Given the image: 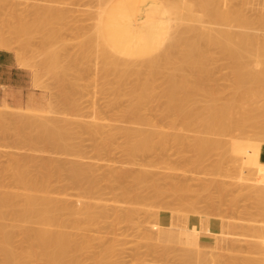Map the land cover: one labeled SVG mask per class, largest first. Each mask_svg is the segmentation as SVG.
Wrapping results in <instances>:
<instances>
[{
    "label": "rangeland",
    "instance_id": "obj_1",
    "mask_svg": "<svg viewBox=\"0 0 264 264\" xmlns=\"http://www.w3.org/2000/svg\"><path fill=\"white\" fill-rule=\"evenodd\" d=\"M221 1H224L220 4L221 7H223H220L223 12L227 8L230 9L229 5H231V7L235 9L238 8V11L242 12L240 13L241 16L239 15L238 18L237 15L239 12L237 10L227 9V11L224 12H227V15H229V12H236L231 13L234 18H232L233 20L227 18H224L223 20L221 19V25L224 28L230 29L232 27V30H230L232 32L235 31V33L238 29L239 34L240 31H246L247 33L249 32L252 35H256L257 39L259 38L258 41L261 40V37L263 40L264 23L262 20L264 18V15L263 17H261V14H264V0H246L245 4L244 0H241V2L239 0H230L232 3L229 0ZM226 1L229 2L227 3ZM99 6L100 5L98 4V1L94 0H0V19H3L4 21L8 20L6 22H9V24L14 27H20L22 25H26L28 27L30 25L32 26V31L29 29L28 33L30 32V34H28L29 36H27V38H29L28 40H30L28 41V43H30L28 44L30 46V49H28L29 51L26 54H22L20 56L24 58H22L23 61L29 63V67L26 64L27 68L25 69H27V71H29L32 76L31 92H33L34 95L33 97L28 98L24 105H21L20 107H14L9 104V108L0 107V110L7 114L4 115L5 117H3L4 121L6 122L3 123L6 126L3 123H0V191L8 189L22 192L23 190H25L23 189L24 186H22V184L15 180L17 175L16 173H19L20 168L21 171H24L23 168H25L26 173L29 172L28 175L33 178L32 180H38L43 177V175L49 176V174L55 170V172H53L51 176H49L50 179H47V185L45 186V189L50 192V194H48L51 197L53 196L54 199H61L69 205H73L74 208L76 207L75 209H80V207L82 208L85 205L91 204V211L93 212L92 221L87 220L86 216L84 215L77 214L70 216L67 213H63L62 218L66 221L65 226L60 227L55 225L50 227L54 231L60 230L70 234L71 237H74L77 243H85L86 248L83 247L76 254L77 258L82 262V264H98L99 262V264H185L180 256V251L181 249L185 248V245L179 243V241L169 239V237H164V232L166 231L165 229H169V226L172 228L184 229L183 227L186 228V226L188 225V220L190 219H195L198 222L201 221L204 224V231L207 234L212 233L211 235L216 238L214 239L215 247L208 249L199 247V245H201L200 238L196 237V239L194 240L195 249L213 251L218 254L221 253L226 261L232 259L247 260L248 257L250 259H255L254 261H256V258L257 260H262L264 250V244L262 243V241L264 239V236L262 239L260 237H262L261 235H264L262 231V228H264V223H262V221L264 222V200L261 196V188H264V185L262 186V184H264V176L261 174L258 168L250 169L246 171L244 175H242L239 169V164H237L238 158H235L238 152L229 149V147L231 148L233 142L237 144L239 150H243V147L247 142L259 147L261 145H264V140L261 141L263 138L257 135L256 130L252 127H247L248 129L245 128L246 131H242L244 132V134L240 130L235 129L234 131L232 130L231 133H224V136H222L223 134L220 136L208 135L210 133H207L205 135V133H200L197 130L189 131L184 129L181 126L180 121L173 118L175 120L174 121L173 119H171L172 117L169 118L165 113H161L166 110L165 108H167V103L165 102L166 99H163V94H161L163 93L161 89L163 90L162 87H164L166 81L164 80V77H161V79L159 77L153 82L151 81L153 85H155L154 87H156V83L158 85L155 88L156 92L154 90V93H151L150 97H148V100L147 98H145V102L143 101L144 104H142L143 106L140 116L141 118H143L142 115H144L146 119L143 118V120H148L147 123H145L144 121L143 123H141V118H135L134 120L131 119V116L123 115L125 114L124 109H128L129 105L132 104L130 101L131 97L129 98L128 94L129 91L127 92L128 88L130 91V88H132V84L129 83L131 80H129V82L125 81L129 84L124 85V83H121L120 86H117L120 83H118V79H116L117 77L114 74L115 72H108L109 74L107 73V71L105 72V68H103V58H101L102 55L99 54L101 57L99 55V57L97 56V54L99 53L98 48L97 50H95L96 55L94 54V51L93 53L90 51L92 54L88 53V55L84 53L86 52L85 50H87L83 46L84 41L93 39L95 44L97 43L95 41L97 37L95 35L94 29H92V26L95 22V15L97 14ZM222 11L221 13H223ZM243 13L244 16L247 17H244L242 15ZM226 14L224 15V17L226 16ZM234 14L237 15L234 16ZM242 16L243 19H246L242 20ZM259 17H261L260 19L262 23L259 20ZM235 18L240 19V23L238 22L239 20L236 21ZM241 20L243 22L246 20V25L248 26V28L244 25L245 23H241ZM34 21H38V24H35V27L33 26ZM225 21H227L228 23ZM231 21L233 23L232 26ZM257 21L262 24L263 27ZM188 22L189 21H186V23ZM236 25L238 27H242H237V29L233 30ZM259 25L262 27V30ZM257 26L259 28H257ZM256 29L257 31H254ZM169 31L172 32L173 30L170 29ZM239 34L237 33L236 35L238 36ZM24 37H26V35ZM24 37V41L25 39L27 40V38ZM236 40L237 41H235V43L240 42L237 44L242 45L241 41H238V39ZM260 42L264 43V41ZM241 45H235V47H237L236 50H238L235 51L236 53H241L245 52L244 49H247L245 53L248 55L246 56L245 53H243V55L245 54L248 60L242 55V53L239 54L242 55L243 59H246L245 61H248L251 66L248 63V65L245 64L246 62H244V60L242 63L241 58V63H239V59H237V57L239 58V56L234 57L236 58V60H238V62L235 59H232V63L230 62V64V57L228 56V54L230 55L234 49L232 48V50L229 51V48H231L230 46L228 48V46L224 45L221 49H212L210 51L211 54L209 55V66L211 65L209 67L211 70L209 75L211 82L209 81V84H213L210 86H216L215 88H220V90L217 89L220 92L222 91L221 89H223L225 95L223 94L224 99H222L221 97V99L223 100H221L222 102H226L230 99L232 100L236 98V100H239L238 103H240V107L246 103L245 101V103H243V99L244 97L246 98L247 95L245 96L244 94H242L241 96L240 94H238V96H236L234 92L235 89L233 87H236V82L234 79H236L235 77H237V75L235 76L236 68L234 67H236V65L238 64H241L242 66L243 64H245L246 66L244 65V68L250 66L251 71L247 67L248 71H250L249 74L255 73V71H253L251 67L258 68L257 62L259 64V62L261 61H257V59H263L261 55H256V47H254V50L248 45H244L246 48L242 47ZM240 48H242V51H240ZM0 50L6 49L0 48ZM7 50L15 55L17 63H19L17 55L19 53H23V49L20 47H13L8 48ZM165 50L166 49L164 48L151 57H154L156 55L160 56V54L164 53ZM249 50H252V52H255V54H251ZM222 51L226 52H224V54L227 57L225 56V58H223L224 54ZM248 51L251 55H254L252 56L253 58L249 57L250 55ZM234 55L236 54L234 53ZM57 56H61L60 59ZM54 58L56 59V61L54 62L55 64L53 63L54 60L50 62V60ZM57 58L60 63L57 61ZM227 58L229 59L227 60ZM254 58L257 59L255 60ZM120 59L121 58H119V60ZM233 60L235 62H233ZM255 62L256 64H254ZM138 64H140V66H143L140 67ZM260 64L262 68H264V64ZM260 64L256 73H258V70L261 71ZM18 65L21 67L20 64ZM136 65V69H140L145 72L144 77H146V73L148 72L146 66L142 63H137ZM120 68H122V66L119 67V69ZM230 68H232V70ZM246 69H241L242 73L248 74V71H246ZM62 73H66L67 76H65L64 74L62 77ZM105 73L107 74L105 75ZM162 80L164 81V83ZM109 81H114L113 84L115 83V85H113V88L112 85L108 83ZM137 81L138 80L136 79V82ZM157 81L160 83H158ZM140 82L144 81L141 80ZM161 82L163 83V85H160L162 84ZM124 86L128 87L126 88ZM117 88L119 91L115 90ZM158 90H160L161 92H157ZM160 94L161 96L159 97ZM124 95H127V97ZM259 95L260 103H262L263 101L261 100L264 98V92H262L261 94L259 93ZM121 96H123L124 98ZM157 97L161 100L159 101ZM255 97V99L258 100L257 96ZM225 98H227V100ZM201 102L202 101L198 103L200 105L197 104L198 107L204 105V101L202 103ZM250 104L251 103H248L247 105L246 103L242 107H250ZM0 106H3L2 101H0ZM253 106H256V104ZM259 109L261 110V107H258V110ZM245 110H248V108H246ZM17 114H26L38 117V119L43 120V122L45 121L47 125L48 123H50L52 129L56 128V124L58 123L57 125L60 126L61 129L63 128L65 130L64 131L62 129L64 138L66 132L68 131V136L66 135V138L64 139L65 141L67 139L68 142L66 141L65 143L64 141V143L67 145H71H68L67 149L65 148V150L60 147V150L59 146L54 145L50 140H45L46 142L43 141L37 143L38 129L34 126H26L23 123H18V121L14 118ZM129 117L132 123H129ZM50 119H52V123L50 122ZM54 121L56 122V124ZM138 121L140 122L138 123ZM144 123L146 125H143ZM97 125L100 126L98 127ZM50 126L48 127L49 129L51 128ZM101 126L104 128H102ZM96 128H98L100 131L96 130ZM128 129H131V131L140 129L144 132L157 131L158 134H160V132L165 133L169 140L167 142V145L163 148H158L154 150V152L152 151L148 154L139 153V155L137 154V156L135 155L134 157L130 156V158L125 151L126 149H124L125 146H123L127 141V136L125 135L124 131H128ZM204 135H208L212 139H218L219 141L221 140V142H224L223 145L225 147L218 152V155H215L217 153L216 152L214 155H210L209 157H207L203 161L204 163L201 164L202 167L199 166V168L195 167V165L192 164V160L197 158V156L195 157V153L192 151L190 146L186 143L183 145H179L176 142L175 138L176 136H184L188 139L187 142H189V139L191 140L194 137ZM160 136L162 135H158V137ZM161 138L162 137H160V139ZM160 139L158 138V141ZM55 146H57V148ZM68 148L70 149L68 150ZM235 160L237 161V163L235 162ZM190 161L191 163H189ZM218 161L219 165L217 166H220V163L222 162V167H220L221 169L219 172L218 169L216 172V169H214V167L216 166V164H218ZM74 163H79L78 165L81 164V167L82 165L83 167H86V169L83 168L86 170V178L84 177L81 183L77 185L74 184L71 179H69L71 178L70 170H72L70 168L73 167ZM57 165L59 173L54 167H57ZM60 166L63 167L61 168ZM171 167L172 169H170ZM167 168H169V170ZM124 171L125 174L123 175ZM138 171L139 174L148 172L147 174H144L147 176L148 174L149 176L152 174L150 177H146L147 180H149V178L151 181H153V179L158 180H155L156 182H153H158L157 184L161 185V189L164 190L163 194L160 197L156 196L154 189H152L153 191L150 190L152 188L150 186L153 183L151 181V183L149 182V184L151 185H148V188H146L147 185L145 187H143V185L142 189L140 186L136 188V191L138 189H140V191L138 190L139 193L138 191L136 193L135 191H133L136 194V196L134 195L135 197L131 196L133 192L130 194L131 197L129 195H126L128 198L123 195V190L126 189L124 187H135L133 179L138 174ZM117 172L120 174H117ZM168 175H170L171 177ZM124 176L127 177L124 178ZM211 181L215 182V185L214 182H212L214 186L211 184ZM177 182H180L184 186H188V192L184 193V196H186V198L189 197L188 199H194L197 201V203L200 202L197 209H200L198 212L199 215L197 213L188 214L191 209L189 211V208H187L188 206L183 204H181L183 208L179 209V204H176L179 201H177V199L175 200V197L173 196L174 193L166 192V188H171V185H173L172 183L178 184ZM259 182L262 183L260 184ZM217 183L220 185L222 184V189H220V186V188L218 187ZM19 184L21 185V187H19ZM89 184H93L91 185V188H89L90 186L88 187ZM255 185L256 188L254 187ZM93 186L95 190L93 189L92 191ZM204 186L205 189H207L206 186H208V188L211 187L212 190H210L211 188L209 189V191L208 189L207 191L204 188L202 189V187ZM170 188L168 189V191H170ZM218 188L220 190H218ZM259 188L261 189L260 191L258 190ZM143 189H145V191ZM132 190H135V188ZM217 190L222 193L220 194ZM172 191L173 190L171 188L170 192ZM191 191H194V193L192 194ZM140 193L144 194L143 200H140V197H138L141 196L142 199V194ZM209 193L213 196V198L216 195V201L213 202H216L215 204L217 208H214V206H212L213 202L211 203V201L208 199ZM201 194L204 195L201 196ZM117 195L120 196L118 197ZM164 195L165 199H172L171 197L174 198L172 201L175 200L176 203L173 202L172 204H174L175 206L173 205L172 207L174 209L178 208L180 212L174 210L171 207V200L168 199L166 200H168L169 202L167 201L168 203H166L167 205L169 204L172 210L169 207V209H167V207L165 208L166 203L162 197ZM153 196L154 198H152ZM197 196H199L200 199ZM203 196L204 198L202 199ZM219 197H222L223 199ZM134 198H136L137 201H140L137 202L134 200ZM217 198L220 200H218ZM145 199H147L148 202L145 201ZM257 199H259V202ZM255 200H257V202ZM260 201L262 203H260ZM159 204L161 207L159 206ZM209 204L211 206L208 207ZM259 204L263 207L259 206ZM176 205L178 207H176ZM92 207L95 208L93 209ZM209 208L213 210L211 211ZM259 209L262 210L263 213L262 211L261 213L258 212L260 211ZM181 210L186 212L181 213ZM129 213H131L132 216L126 217V214L130 215ZM175 215L180 220L182 219V223L180 221L181 224H178L179 221L177 219V221L175 220V222H173V218H177ZM183 216L186 217L184 219L186 225L185 223H183ZM129 218L132 220H129ZM205 219L210 220V222L208 221L209 223H211L212 221L217 222V224H215L216 229L218 227L217 231L215 229L213 230L212 228V225L214 224H207L208 222L206 223V221H204ZM205 223L207 226L205 225ZM0 224L5 226L8 231L15 230L17 236H15L14 238L13 245L14 248L18 250H21L24 246L26 247V245H29V243L26 242L27 240L21 235V231L24 229L33 231L41 226L40 224L34 223L33 221L18 220L12 216L4 220L0 219ZM163 225H166V227H163ZM249 226H251L250 229L247 228ZM253 227L254 229H252ZM257 227L259 230L257 229ZM255 228L257 229V231L255 230ZM247 230L248 232L251 231V236L254 233V235H256V232L259 231H261L262 234H259L260 237L258 236V234L256 235L257 237H255L254 235L251 237L248 235L249 233L246 232ZM186 231L191 232L192 230L186 229ZM213 231L216 233V236ZM245 232L247 234L246 236L244 235ZM86 242L88 244H86ZM252 242H254V244ZM109 247H111V250H109L110 253H108L109 251L106 252ZM104 252L108 254L106 255ZM104 256L107 258V261ZM96 259L97 261L101 259V261H98L96 263ZM31 264L45 263L44 261L36 260L34 262H31Z\"/></svg>",
    "mask_w": 264,
    "mask_h": 264
},
{
    "label": "bare ground",
    "instance_id": "obj_2",
    "mask_svg": "<svg viewBox=\"0 0 264 264\" xmlns=\"http://www.w3.org/2000/svg\"><path fill=\"white\" fill-rule=\"evenodd\" d=\"M94 1H98V4L100 5L98 10H97V14L95 15V22L93 23V26H92V29H94L95 35L97 37L95 39V41L97 43L95 44L93 39H88V40L84 41L83 46L87 49V50L84 49L86 51L84 53L86 55H88V53L92 54L94 51V54H95V50H97V48H98L99 53L97 54V56L99 54L102 55V57L100 55L99 56L101 58H103L102 59L103 60V68H105V72L106 71H107V73L108 72L109 73L115 72L114 74L117 77V78L116 77L115 78L118 79V83H120L117 86H120L121 83L122 84L124 83V85L129 84V83L132 84V88H130L131 91L129 90V88H128V90L126 89L127 92L129 91L128 94H129V98L131 97L130 101L132 104L129 105L128 109H124L125 114H123V110H122L123 115L131 116V119H134V120H135V118H141L140 115H141L142 106H143L142 104H144V102H145L144 100H146L145 98H147V100H148V97H150L152 92L154 93L155 88L158 86L156 83V87H154L155 85H153L152 82L159 77H160V79H161V77H164L165 79L164 78L163 79L166 81H165L164 87H162L163 90L161 88L160 89H161V91H163V93H161V94H163V96H162L163 99L164 98L166 99L165 102L167 103V106H166L167 108H165L166 110L163 109L164 112H161V113H165L166 115H168L169 118L172 117L171 119L174 118L175 120L180 121L181 126L184 129L189 130V131L190 130L191 131L197 130L200 133H203V134L205 133V135L207 133H210L208 135L220 136L223 134L222 136H224V133H226V134L228 132L231 133V131L232 130L234 131L235 129H238L241 132L242 131L245 132L246 131L245 128L248 129L247 127H252L256 130V132H257L256 134L263 138L261 141L264 140V98L263 99L261 98L262 99L261 101H263L262 103H260V99H259L260 98L259 93L261 94L262 92H264V68H262V66L260 64V63L264 64V43L260 42V41H264V38L262 40V37H261L260 38L261 40L258 41L259 38L257 39L256 35H252L249 32H248L249 33L248 34L245 30H244L245 32L240 31V34H239V31L237 29L238 24L233 29V30L237 29L236 33H235V31L234 32L231 31L232 27L230 28L231 30L224 28L221 25L222 24L221 19L222 20L224 18L232 19L233 15L231 13L234 12V11L229 12V15H227L228 13L226 12L227 13L226 14L224 12L227 11L228 8L224 12L221 10V8H223V7H221L220 4L224 1H221V0H94ZM239 1L241 2V0H239ZM245 1L246 0H244V4H245ZM135 2H137V6L133 5V4H135ZM238 4H240V3H238ZM229 6L228 7L230 9H228V10L233 9V10L238 11V8L235 9V8H232L231 5H229ZM232 6H233V4H232ZM241 6H243V5H241ZM249 6H250V4H249ZM242 8H244V7H242ZM261 8H262V6H261ZM221 11L224 13V15L226 14L225 17L223 15V13H221ZM147 13H149L150 19H146L144 21L143 16ZM240 13H242V12L240 11L238 13V15L234 14V16L237 15V17H238L240 15ZM242 15L244 16V13ZM261 15H262L261 17H263L264 14H261ZM243 16H242V20L246 19V18L243 19ZM244 17H247V16H244ZM261 17H259L260 21H261V19H260ZM238 18H235V19H236V21L239 20L238 22L240 23V19H238ZM247 19H249V18H247ZM242 20H241V23L243 22ZM249 20H251V19H249ZM6 21H8V20H6ZM6 21H4L3 19H0V48L1 49H8V48H13V47L22 48L23 53H19L17 55L18 62H19L18 64H20L21 67L27 68L26 64L28 66L29 63L23 61L24 58L21 57L20 55L26 54L29 51L28 49H30L29 48L30 46L28 45V44H30V43H28V41H30V40H28L29 38H27V36H29L28 34H30V32L28 33V30L29 29L31 30L32 26L30 25L28 27L26 25H22L20 27H14L11 24H9V22L7 23ZM186 21H189L191 23H189V22L186 23ZM262 21L264 23V18ZM262 21H261V23H262ZM225 22H227V21H225ZM229 22H230V20H229ZM248 23H249V21H248ZM252 23H253V21H252ZM35 24H38V21H34V23H33L34 27H35ZM232 24L233 23L231 21V26H232ZM243 24L245 26H247L246 20L243 22ZM164 25H166L169 28L168 32H167L165 38H159L157 36V30H159V28H162ZM260 25L262 26V24H260ZM241 27L239 26L238 28H241ZM254 27H255V25H254ZM262 27H261V30H262ZM247 28H248V26H247ZM257 28H259V27L257 26ZM170 29H172L173 31L170 32L169 31ZM242 29H245V28H242ZM242 29H240V30H242ZM249 30H251V29H249ZM254 31H257V29ZM241 32H242V34H241ZM261 32H263V31H261ZM237 33L239 34L238 36L236 35ZM25 35H26V37H24ZM53 35H55V34H53ZM23 37L27 38V40L25 39V41H24ZM236 39H238V41H241L242 45L241 44L240 45L244 48H246L244 45H248V46L252 47L253 49H254V47H256L255 48V49H257L256 55H261L263 57L262 60L254 58L255 60L257 59V61L258 60L261 61V62H259L261 71L258 70V73H256L257 69L259 68V64L257 62L258 68L251 67L253 69V71H255V73L249 74V72L251 71V69H250L251 65L248 63V61H245L246 59H243V56L246 57L248 55L245 53L247 49L246 50L244 49L245 52H241L242 55H243V53H245L246 56H245V54L243 56L240 55L241 54L240 52H239L240 54L238 52L236 53V51H238V50H236L237 47H235V45L240 46L239 44H237L240 42L235 43V41H237ZM125 44L126 45L136 44L137 45L136 46L137 47L136 52L135 53H127L126 51H124L121 45H125ZM224 45L228 46V48H229V46L231 47V48H229V51L232 50V48H234L233 52H231V54H230L233 57L228 54V56L230 57V59L227 58V60L228 59L230 60L229 63L231 62L232 59L236 60V58H234L235 56H239V58L237 57V59H239V63H241V60L243 63V60H244V62H246L245 64L248 63L250 65V66H247L250 69V71H248L247 67H246L247 69L243 67L245 64H243V66H242L241 64L237 63L238 65H236V67H234V68H236L235 76L237 75V77H235L236 79H234L236 82V87H233L235 89L234 92H235L236 96H238V94H240L241 96H242V94H244L245 96L247 95L246 98L243 95V97L245 99V100L243 99V103L246 102L247 105H248V103H251L250 107L249 106L242 107L246 103L240 107V105H239L240 103H238L239 100H236V98L232 99V100L230 99L226 102L225 101L222 102L223 101L222 99H224L223 98V94H224L223 89H221L222 91L220 92L219 91L220 88H215L216 86L213 87V86H210L213 84H211V83L209 84V81L211 82V79L209 78L210 77L209 76L210 71H211L209 68L211 66V65L209 66V60H210L209 55L211 54L210 51L212 49H215V48L221 49ZM164 48L166 50L164 53L160 54V56L156 55L154 57H151L152 55L157 54L158 52H160ZM258 48H259V50H258ZM240 49H241L240 51H242V48H240ZM222 50H224V49H222ZM252 50L251 51L249 50L251 52V54L253 53ZM100 51H101V53H100ZM249 51H248V53H249ZM96 52H98V51H96ZM224 52H223V54H224ZM257 52H258V54H257ZM234 53L236 55H234ZM251 54L249 53V55H250L249 57L254 56ZM253 54H255V52ZM223 56H221V57L225 58L226 55L224 54ZM60 57L61 56H59L58 58L60 59ZM81 57H83V56H81ZM58 58H57V61H58ZM119 58H121L120 59L121 61L119 60ZM240 58H241V60H240ZM247 60H248V58H247ZM51 61H53V63H54L56 61V59L54 58V59L50 60V62ZM236 61L238 62V60H236ZM252 61H253V59H252ZM233 62H235V61L233 60ZM137 63L144 64L146 66V68L148 69V72L146 73L147 74L146 77H144L145 72H143L140 69H136ZM214 64H215V62H214ZM254 64H256V62ZM56 65H57V63H56ZM138 65L140 66V64H138ZM53 66H55V65H53ZM121 66H122V68L119 69V67H121ZM142 66H140V67H142ZM232 66H233V64H232ZM252 66H253V64H252ZM230 69L232 70V68H230ZM241 69H243V70L246 69V71H248L247 72L248 74L242 73ZM63 72H65V71H63ZM107 73H105V75ZM64 74H65V76H67L66 73H64ZM64 74L62 73V77ZM133 77L136 78L139 82L138 81L136 82V79H134ZM132 78L134 81L132 80ZM129 80H131V81L129 82ZM141 80L144 82H140ZM125 81H128L129 83L128 82L126 83ZM113 82H110V81L108 82L112 85V88L114 87L113 85H115V83L113 84ZM158 83H160V82H158ZM163 83H164V81H163ZM163 83L160 85H163ZM124 87L127 88L128 86H124ZM118 88L115 90L117 91ZM217 89H219V90H217ZM159 91L160 90H158L157 92H159ZM155 92H156V90H155ZM161 94L159 95V97L161 96ZM226 94H227V92H226ZM127 95H124V96L127 97ZM255 96H257L258 100L255 99L256 98ZM121 97H123V96H121ZM221 97H222V99H221ZM226 97H227V95H226ZM225 99L227 100V98H225ZM160 100L161 99H159V101ZM253 100H254V103H253ZM200 101H202V102L204 101V103H203L204 105H202L201 107L200 106L198 107V105H200V104H198ZM255 104H256V106H253ZM258 107L259 108L261 107V110L260 109L258 110ZM246 108H248V110H245ZM257 111H258V114H257ZM259 111H260V113H259ZM5 114L6 113H4V112H2V110H0V123L5 122L4 118H3V117H5L4 116ZM142 117L144 119H146L144 117V115H142ZM14 118H15V120L18 121V123L19 122L23 123L26 126L27 125L28 126H34L35 128L38 129L37 130V134H38L37 135V143L43 142L45 140H50V141H52L51 143L59 146V149H60V147L63 148V150H65V148L67 149L68 145H71V144H68V145L65 144L66 141L68 142V140L67 139H66V141L64 140L66 138L68 131L66 132V135L64 138V133L62 131L63 128L61 129L60 126L57 125L58 123L56 124L55 121L54 122L56 124V128L53 127L54 129H52V127L50 126V123L47 122L48 125L51 127L49 129L48 128L49 126L45 123V121L43 122V120L38 119V117H34V116L26 115V114H17V115H15ZM143 118L140 119V121L142 120L141 123H143V121L145 123H147L148 120L147 121L143 120ZM5 119H7V118H5ZM51 120L52 119H50V122H51ZM47 121H49V120H47ZM129 121H130V117H129ZM136 121H137V119H136ZM140 121H138V123ZM54 122H53V125H54ZM129 123H132V122L130 121ZM145 123L143 125H146ZM59 125H61V124H59ZM97 126L99 127L100 125H97ZM102 128H104V127H102ZM96 130L100 131L98 128H96ZM142 131L140 129L136 130V131H131V129H128V131H126V130L124 131L125 135L127 136V141L125 142V145H123V146H125V148L124 147L123 148L126 149L125 151L127 152L129 157L130 156L134 157L135 155L137 156V154L139 155V153H147L148 154L149 152H152V151L154 152V150H156L158 148L159 149L163 148L167 145V142L169 139H168L167 135H165V133L160 132V134H158L157 131H145V132L144 131L142 132ZM244 132H242V133L244 134ZM158 135H162V136H160L162 138L160 139V137H158ZM205 135L194 137L191 140L189 139V142H187L188 139L185 138L184 136H179V137L176 136V138H175L176 142L179 145H183L186 143L190 146L192 151L195 153V157L197 156V158L194 157L195 159L192 160V164L195 165V167L201 166V164L204 163L203 161L207 157H209L210 155H214L216 152L217 153L215 155H218V152L225 147L223 145L224 142H221V140L219 141L218 139L217 140L212 139L208 135L207 136H205ZM156 137H158L160 140L158 141V138H156ZM155 138L158 142L155 140ZM64 141H65V143H64ZM247 143H245L246 145L243 147V150L242 149L239 150V148L237 147V144H235L234 142L232 143L231 148L229 147V149H231L233 151H237L239 153V154L238 153L236 154L237 157L235 156L236 159L238 158L237 159L238 163L236 160H235V162L237 164H239V169L241 171V174L244 175V173H246V171L253 169V168H258L260 170L261 174L264 176V155L262 152L263 151L262 146H264V145L257 147L251 143H248V144ZM57 146H55V147L57 148ZM239 147H240V145H239ZM69 149L70 148H68V150ZM185 159H187V158H185ZM183 161H184V159H183ZM219 161H218V164H216V166H215L217 168L214 167V169H216V172H217V169L219 172L221 169L220 167H222L221 166L222 162L220 163V166H217V165H219ZM51 162H53V161H51ZM189 163H191V161ZM78 164L74 163L73 167L70 168V169H72V170H70L71 175L67 174V175H70L71 178H69V179H71V181L76 185L81 183V181L85 177V172H86V170H85L86 167H83V165L81 167L80 166L81 164L80 165H78ZM54 167L58 171V165H57V167L56 166H54ZM128 167H130V166H128ZM83 168H85V169H83ZM20 169H19V173H16L17 175H16L15 180H17L20 184H22V186H24L23 189H25V190H23L22 192H19L17 190L16 191L8 190V189H6L4 191L3 190L0 191V219L4 220V219L12 216L18 220L33 221L34 223H38L41 226L38 229L33 230V231L28 230V229H24L21 231V235L27 240L26 242L29 243V245H26V247L24 246L21 250H18V249H15L14 245H13L14 238H15V236H17L15 230L8 231L5 228V226L0 224V264H31V262H34L36 260L44 261L45 264H82V262L79 261V259L77 258L76 254L83 247L86 246L85 243H82V244L77 243L75 241L74 237H71L70 234L63 232V231H60V230L54 231L50 227L55 226V225L60 226V227L65 226L66 221L62 218L63 213H67L70 216L71 215H77V214L78 215H84V216H86L87 220L92 221L93 220V212L91 211V204L85 205L82 208L80 207V209H75L76 207L74 208L73 205L71 206L61 199H57V198L54 199L53 196L51 197L49 195L50 192L45 189V186L47 185L46 183H47V179L49 178V176H51V174L53 172H55L54 169H53L54 170L53 172L51 170L52 173L49 172L50 173L49 176L43 175V177H41L38 180L37 179L32 180L33 178H31L30 175H28L29 172L26 173L25 168H23L24 171H21ZM127 169H129V168H127ZM167 169L169 170V168H167ZM170 169H172V167ZM59 170H61V169H59ZM125 171H127V170H125ZM125 171H124L123 175L125 174ZM122 172H123V170H122ZM145 172H147V171H145ZM58 173H59V171H58ZM128 173H130V172H128ZM131 173H133V172H131ZM147 173L139 174V171H138V174L133 179L134 180L133 183L135 184V187H133V188H132V186H131V188L130 187L129 188L124 187L126 189L123 190V195H125V196L129 195L130 196V194L133 191H135V193L138 190L140 191V189H138L136 191V188H138L139 186L142 189L143 187H145L147 185L146 188H148L149 187L148 185H151V184H149V182L151 180H150V178H149V180H147L146 177H150L152 174L150 176H149V174H148V176L144 175ZM117 174H120V173L117 172ZM168 176H170V175H168ZM125 177H127V176H124V178ZM121 178H120V180H121ZM165 179H166V177H165ZM155 180L156 179H153L154 182L158 181V180H156V181ZM114 181H116V180H114ZM118 181H119V179H118ZM118 181H117V183H118ZM153 181H151V182H153ZM154 182L150 186L152 188L151 189L149 188V189L151 191H153L152 189H154L156 196L160 197L163 194L164 190L161 189V185L157 184L158 182L157 183H154ZM212 182H214V181H211V184L213 185ZM91 183H92V181H91ZM179 183L178 184L172 183L173 184V185H171V188L173 190L172 192H170L171 188L169 186L168 187L170 188V191H168L169 188L168 189L166 188L167 191L166 190L165 191L169 192V193H174L173 196L175 197V200L177 199V201H179L180 203L179 202L176 203L175 200L172 201L174 199L173 197H171L172 199H168V198H166V199L172 201V202L170 201L171 207L174 205L172 203L175 202L176 204H179L178 205L179 209H182L183 207L181 206V204H183V205L188 206L187 208H189L188 209L189 211L191 209V211L188 214L197 213L199 215L198 212L200 209L199 210H197V209L199 206L198 204H200V202L198 201L199 203H197V201L194 199H188L189 197L186 198V196H184V193L188 192V188H187L188 186L187 185L184 186L181 183L180 184ZM134 184H132V185H134ZM91 185H93V184H89L88 187L90 186L89 188H91ZM214 185H215V182H214ZM217 185H218V187L219 186L221 187V188L219 187L220 189H222V187H223V186H221L222 184L220 185L217 183ZM263 185L264 184H262V186ZM208 186H206V187L209 191V189L211 187L208 188ZM19 187H21V185ZM254 187L256 188V185ZM134 188H135V190H132ZM203 188L205 189V186L202 187V189ZM219 188H218V190H220ZM260 188L258 190L260 191L262 189L261 190L262 191L261 196L264 200V192H263L264 188H261V189ZM93 189H94V186L92 188V191H93ZM207 189H205V190L207 191ZM89 190H91V189H89ZM143 190L145 191V189H143ZM192 190H193V188H192ZM210 190H212V188ZM139 191H138V193H139ZM194 191L193 192L191 191L192 194L194 193ZM135 193L133 192V194H131V196L132 197L134 195L136 196ZM147 193H148V191H147ZM202 193H203V191H202ZM140 194H142V193H140ZM144 194H145V192H144ZM144 194H142V199H141V196H138V197H140V200H143ZM189 195H187V196H189ZM202 195H204V194H201V196ZM167 196H169V195H167ZM215 196L213 198V196L209 193L208 199L211 201V203L213 201H216ZM162 197L166 203L168 200L165 199V195ZM197 197H199V196H197ZM222 197H219V198H222ZM224 197H225V195H224ZM123 198H124V196H123ZM152 198H154V196ZM203 198H204V196L202 197V199ZM250 198H252V197H250ZM256 198H258V197H256ZM199 199H200V197H199ZM134 200L137 201L136 198H134ZM218 200H220V199H218ZM257 200L259 202V199H257ZM257 200H255V201L257 202ZM139 201H137V202H139ZM145 201H147V199H145ZM210 201H209V203H210ZM261 201H260V203H262ZM143 203H144V201H143ZM163 203H164V201H163ZM167 203L165 204V208L167 207V209H169L170 206H169V204L167 205ZM215 203L216 202H213L212 206H214V208H217ZM210 204L208 205V207L211 206ZM137 205H139V204H137ZM132 206H134V205H132ZM159 206H160V204H159ZM178 206L176 205V207H178ZM259 206L263 207L260 204H259ZM162 207H164V206H162ZM256 207H257V205H256ZM92 208L94 209L95 207H92ZM179 209L177 208L174 210L179 211ZM210 210L212 211L213 209H210ZM261 211L262 210H260L258 212L261 213ZM183 212H186V211L181 210V213H183ZM262 213H263V211H262ZM129 214L130 215L126 214V217L132 216L131 213H129ZM205 215H206V213H205ZM258 216H260V215H258ZM182 218H183V223H185L184 219L186 217L183 216ZM176 219L179 221L178 224L182 220V219L180 220L177 217V218H173V222H175ZM129 220H132V219L129 218ZM204 221H206V223L208 221L210 222V220H206V219ZM209 222L207 224L212 223V222L211 223H209ZM181 223H182V221H181ZM262 223H264V222L262 221ZM212 224H214V223H212ZM176 225H177V223H176ZM185 225H186V223H185ZM185 225H183V226H185ZM221 227H222V225H221ZM221 227H219V228H221ZM250 227L251 226H249L247 228L250 229ZM170 228H172V227H170ZM183 228H185V227H183ZM188 228L189 227L186 226L187 230H192V231L191 232H188V231L179 232L178 228L165 229L166 231L164 230L165 231L164 237H169V239H172V240H175L174 237H172V235H174V234H176V235L178 234V235H182V236H190V237H186V241H183V237H179L178 238L179 240H176V241H179V243L185 245V248L181 249V251H180L181 252L180 256L183 259V262L185 264H264V258H263L264 250H263L262 260H257V258H256V261H254L255 259H253V258L250 259L248 257L247 260L232 259V260L226 261L224 259V256L221 253H220L221 254L220 255V254L213 252V251L195 249L194 248L195 247V243H194L195 241L194 240L196 239V237L200 238L201 245H199V247H204V248H208V249L215 247L214 239H216V238H214V236L211 235L212 233L207 234L204 231L203 227L201 228V231H199L195 227L189 228V229ZM212 228L214 230L213 225H212ZM212 228H211V231H212ZM261 228H260V230H261ZM217 229H218V227H217ZM252 229H254V227ZM257 229H258V227H257ZM257 229L255 228L256 231H257ZM263 229L264 228H262V231L264 234ZM220 232H222V231H220ZM246 232H248V230ZM246 232L244 233L245 236L247 235ZM250 232L251 231L248 232L249 236H251ZM213 233H215V232L213 231ZM218 233H217V235H218ZM220 234H222V233H220ZM257 234L260 237L262 232L261 231L256 232V235ZM256 235H254V236L257 237ZM215 236H216V233H215ZM261 236L262 237H260V238L262 239L264 235H261ZM211 237H212V239H211ZM87 242H86V244H88ZM252 243L254 244V242H252ZM262 243L264 244V239H263ZM256 247H258V246H256ZM110 248L111 247H109L106 252L111 250ZM261 250H262V248H261ZM106 252H104V253L106 254ZM108 253H110V251ZM101 255H104V254H101ZM222 257H223V259H222ZM100 258H101V256H100ZM97 259L95 260L96 263L98 261H101V259L98 261H97ZM106 261H107V258H106Z\"/></svg>",
    "mask_w": 264,
    "mask_h": 264
},
{
    "label": "crops",
    "instance_id": "obj_3",
    "mask_svg": "<svg viewBox=\"0 0 264 264\" xmlns=\"http://www.w3.org/2000/svg\"><path fill=\"white\" fill-rule=\"evenodd\" d=\"M134 6H137V2L133 4ZM149 13L145 14L143 16L144 21L146 19H150ZM168 32V27L164 25L162 28H159L157 30V36L159 38H165L166 34ZM123 50L127 53H135L137 50L136 44H130V45H121ZM31 84H32V76L25 69V67H20L17 63V60L15 58V55L11 53L10 51L6 50H0V101H2L3 106L0 107H8L9 105H12L14 107H20L21 105H24V103L27 101L28 98L33 97V92H31ZM9 104V105H8ZM263 148V155H264V146ZM212 221V220H211ZM214 223L213 227L215 230V224L217 222L212 221ZM189 228H197L199 231H201V228L203 227V223L201 221H197L195 219L188 220L187 223ZM206 225V224H205ZM163 227H166V225H163ZM169 229H173L170 228ZM179 232L186 231V228L184 229H178ZM175 240H179V237H183V241H186V237L190 236H182V235H172ZM173 244V243H170Z\"/></svg>",
    "mask_w": 264,
    "mask_h": 264
}]
</instances>
